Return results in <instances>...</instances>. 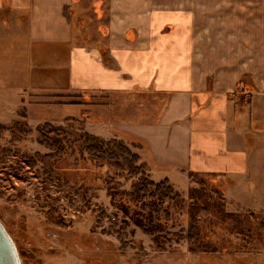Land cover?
Segmentation results:
<instances>
[{"label": "crops", "instance_id": "crops-1", "mask_svg": "<svg viewBox=\"0 0 264 264\" xmlns=\"http://www.w3.org/2000/svg\"><path fill=\"white\" fill-rule=\"evenodd\" d=\"M15 60L14 108L124 140L174 188L218 177L228 212L256 192L238 213L264 217V0H0Z\"/></svg>", "mask_w": 264, "mask_h": 264}, {"label": "rangeland", "instance_id": "rangeland-1", "mask_svg": "<svg viewBox=\"0 0 264 264\" xmlns=\"http://www.w3.org/2000/svg\"><path fill=\"white\" fill-rule=\"evenodd\" d=\"M14 63L0 69V123L7 126L0 128V220L19 254L41 248L66 264L82 263L83 258L89 264H264V225L259 228L258 218L226 216L253 210L250 197L256 192H240L248 206L229 207L236 212H228L222 179L204 178V187L192 183L206 196L200 202L209 206L198 221L189 218L187 178H177L174 185L184 203L172 199L155 209L132 200L128 171L95 159L76 139L84 133L81 119L60 121L53 110L31 116L22 105L14 108L10 75L19 62ZM92 99L105 100L100 94ZM54 114L57 119L44 121ZM23 119L26 126L13 124ZM45 123L69 139L59 142L68 144L62 145L63 153L48 140H56L59 132L40 135ZM165 176L152 174L156 181Z\"/></svg>", "mask_w": 264, "mask_h": 264}, {"label": "trees", "instance_id": "trees-1", "mask_svg": "<svg viewBox=\"0 0 264 264\" xmlns=\"http://www.w3.org/2000/svg\"><path fill=\"white\" fill-rule=\"evenodd\" d=\"M13 124L16 125H24L26 126L28 123L23 119V121L15 120ZM11 126V125H10ZM12 127V126H11ZM0 128H7L5 124L0 123ZM49 132L58 133L54 126L50 123H45L40 128V135L43 133ZM61 136L57 135V139L53 140L48 139L50 141V145H56L59 153H63L66 148H63L62 145H68L66 143H59L60 140H69L66 139L63 132H59ZM48 136V134H46ZM53 136V137H54ZM52 137V136H51ZM77 140L81 142L83 148L92 155L95 159L106 161L109 163L116 171H124L127 170L129 177L132 179L131 189L127 192L129 197L136 201H144V205L150 206L155 209H159L164 203L170 200L182 201L184 200L180 195L179 191L173 187L168 178H164L162 180L156 181L154 180L149 172L148 165L145 161H143L140 155L137 152H134L130 149V147L125 143L122 139H103L94 134H90L87 132L80 133L76 137ZM45 142V139H44ZM49 143V142H47ZM190 177L192 180L199 182L201 187H204V179L200 177L198 174L191 173ZM147 197H152L153 199H147ZM185 199V198H184ZM188 206L189 208V218L191 221L199 220L202 216V212H209L207 208L209 206H204V201H206V196L204 194L201 195L200 190L196 187H193L189 190V194L187 196ZM157 201V202H156ZM202 203H201V202ZM197 205L201 206L199 208ZM201 212V214H200ZM217 212V211H215ZM221 212V211H220ZM238 216V218H242L244 220L246 217H251V220L259 219V228L264 225V217L260 213L255 212H245L244 214H227L226 216ZM241 221V220H240Z\"/></svg>", "mask_w": 264, "mask_h": 264}, {"label": "water", "instance_id": "water-1", "mask_svg": "<svg viewBox=\"0 0 264 264\" xmlns=\"http://www.w3.org/2000/svg\"><path fill=\"white\" fill-rule=\"evenodd\" d=\"M0 264H22L16 243L0 220Z\"/></svg>", "mask_w": 264, "mask_h": 264}, {"label": "flooded vegetation", "instance_id": "flooded-vegetation-1", "mask_svg": "<svg viewBox=\"0 0 264 264\" xmlns=\"http://www.w3.org/2000/svg\"><path fill=\"white\" fill-rule=\"evenodd\" d=\"M57 237L58 235L53 233L52 238L57 239ZM20 257L22 264H66L64 260L56 259L54 253H45L41 248H30L23 250L20 252ZM79 264H89V262L86 258H83L82 263Z\"/></svg>", "mask_w": 264, "mask_h": 264}]
</instances>
